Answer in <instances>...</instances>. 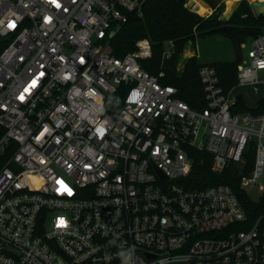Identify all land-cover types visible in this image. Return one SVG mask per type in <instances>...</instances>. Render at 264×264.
I'll use <instances>...</instances> for the list:
<instances>
[{
  "label": "built area",
  "instance_id": "1",
  "mask_svg": "<svg viewBox=\"0 0 264 264\" xmlns=\"http://www.w3.org/2000/svg\"><path fill=\"white\" fill-rule=\"evenodd\" d=\"M144 1L0 0V264H264V214L247 224L229 184L188 181L202 152L264 199V113L234 112L210 64L192 107L143 66L148 37L115 55ZM250 44L239 84L264 70V31Z\"/></svg>",
  "mask_w": 264,
  "mask_h": 264
},
{
  "label": "trees",
  "instance_id": "2",
  "mask_svg": "<svg viewBox=\"0 0 264 264\" xmlns=\"http://www.w3.org/2000/svg\"><path fill=\"white\" fill-rule=\"evenodd\" d=\"M213 8V12L204 16L188 5V0H145L143 13L130 14L129 20L120 25L110 37V45L117 56H124L136 48V42L143 37L152 41L153 56L143 60V66L154 75L160 77L164 85L178 88V96L186 100L194 108L206 107L204 86L199 74L202 65L210 64L217 70L220 84L225 91L233 90L239 85L238 66L244 56L243 43H248L264 31V14H256L249 0H241L239 6L229 20L220 16L225 9L222 0H205ZM222 36L227 38L233 49L232 59L216 60L211 63L200 61L193 55L187 58L182 68L178 63L189 43L198 38ZM172 41V55L164 57L167 44ZM126 84L109 95L107 107L115 116L124 102L127 92ZM233 111L264 113V97L258 100L256 107L247 105L242 95H236ZM3 129L0 127V134ZM204 157V159H203ZM212 157L199 152L195 158L192 171L188 176L192 187H206L212 184H229L238 195L247 214V224H254L264 214V199H252L241 183V168L231 164L222 173L211 169ZM264 224V219L262 220ZM240 225V224H239ZM245 228V227H241Z\"/></svg>",
  "mask_w": 264,
  "mask_h": 264
},
{
  "label": "rangeland",
  "instance_id": "3",
  "mask_svg": "<svg viewBox=\"0 0 264 264\" xmlns=\"http://www.w3.org/2000/svg\"><path fill=\"white\" fill-rule=\"evenodd\" d=\"M249 1L251 2L252 0ZM222 2L225 5V9L222 12V14H224L231 7V2L230 0H222ZM206 5L209 9V13H207V15H209L213 12V8L209 4ZM188 6L192 10H194L189 4V1ZM250 47L251 44L249 41L247 43V48ZM233 53L234 52L232 49V45L230 41L225 37L211 36L198 38L195 43L191 42L190 44H187L178 63V69L182 68L187 58L193 55L197 56V58L202 62L211 63L216 60L232 59ZM258 74L261 79L260 81L253 84H239L233 90L234 95H242L247 105L251 108L256 107L258 104V100L264 97V70H259ZM246 188L250 197H252L253 199L259 198L260 191L255 186L249 185Z\"/></svg>",
  "mask_w": 264,
  "mask_h": 264
},
{
  "label": "water",
  "instance_id": "4",
  "mask_svg": "<svg viewBox=\"0 0 264 264\" xmlns=\"http://www.w3.org/2000/svg\"><path fill=\"white\" fill-rule=\"evenodd\" d=\"M206 4L207 1L203 0ZM240 4V0L236 1L235 4L231 7V9L229 11H226L224 14H222L220 16V19L222 20H229L231 18V16L234 14L235 10L237 9V7ZM251 7L253 9V11L256 14H264V0H252L251 1Z\"/></svg>",
  "mask_w": 264,
  "mask_h": 264
},
{
  "label": "bare ground",
  "instance_id": "5",
  "mask_svg": "<svg viewBox=\"0 0 264 264\" xmlns=\"http://www.w3.org/2000/svg\"><path fill=\"white\" fill-rule=\"evenodd\" d=\"M236 1H238V0H230L231 7L235 4ZM189 4L192 6V8L195 11H197L198 13H200L202 15L206 16L207 13H209V9L203 0H189ZM187 5H188V3H187ZM231 7L229 8V10L231 9Z\"/></svg>",
  "mask_w": 264,
  "mask_h": 264
}]
</instances>
